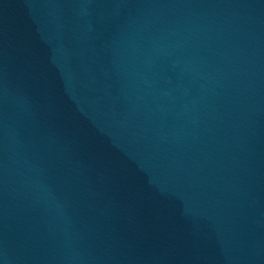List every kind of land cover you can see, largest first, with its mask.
<instances>
[{
	"label": "water",
	"instance_id": "obj_1",
	"mask_svg": "<svg viewBox=\"0 0 264 264\" xmlns=\"http://www.w3.org/2000/svg\"><path fill=\"white\" fill-rule=\"evenodd\" d=\"M0 264H264V0H0Z\"/></svg>",
	"mask_w": 264,
	"mask_h": 264
}]
</instances>
